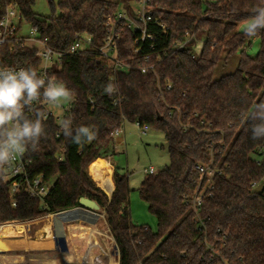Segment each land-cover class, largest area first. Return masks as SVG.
Here are the masks:
<instances>
[{
    "label": "trees",
    "instance_id": "16d2710c",
    "mask_svg": "<svg viewBox=\"0 0 264 264\" xmlns=\"http://www.w3.org/2000/svg\"><path fill=\"white\" fill-rule=\"evenodd\" d=\"M10 4L56 52L78 36L92 39L88 54L63 56L51 76L73 91L63 119L97 135L76 144L53 117L45 119L46 135L24 159L29 178L43 175L52 187L43 202L22 194L12 207L0 181V226L70 211L85 198L103 212L119 264H264V190L254 192V184L264 183V139L251 138L249 120L264 103V30L248 36L240 28L264 0H150L144 40L141 32L120 28L116 57L126 70L115 72L104 70L96 50L109 18L123 12L133 19L134 0H57L45 18L33 12L35 0H0V18ZM252 39L259 41L255 57L246 52ZM196 43H202L199 53ZM221 61H233L232 71L218 74ZM0 65L37 70L39 62L34 50L17 47L0 50ZM109 83L118 88L111 96L104 91ZM123 122L148 126L166 141L169 165L146 175L138 188L156 218L155 232L131 221L127 174L113 165L111 191L88 174L94 161L114 155L112 133ZM197 165L220 174L200 185ZM202 190L195 215L191 202Z\"/></svg>",
    "mask_w": 264,
    "mask_h": 264
},
{
    "label": "built area",
    "instance_id": "2783aa9c",
    "mask_svg": "<svg viewBox=\"0 0 264 264\" xmlns=\"http://www.w3.org/2000/svg\"><path fill=\"white\" fill-rule=\"evenodd\" d=\"M134 5L135 9L133 8V19L127 17L125 13L121 12L114 18H109L105 23L107 35L102 46L96 50L98 60L105 66L104 70L109 69L112 72L117 70H126L125 66H123V64L118 61L116 57L115 42L119 37L120 28L127 27L132 31H139L142 34L141 40H144L145 38L146 24L151 21L153 8L150 6V0H134ZM161 28L164 27L161 26ZM91 45L92 39L90 37L78 36L64 53L54 51L48 46V39H41L37 29L22 21L20 11L15 4L8 5L4 14L0 18V50L7 49L9 52H12L17 47L34 50L35 57L39 62V66L37 68V72L39 74L47 73L51 76L54 68L57 70L59 69L60 60L63 56H77L79 53L88 54L91 50ZM183 46L184 42L178 43L176 47L181 49ZM135 53H137V50H134L133 54ZM13 68L18 70L21 67L18 66ZM147 72V68L141 69L142 74H146ZM113 94H116V92ZM112 101L116 104L115 99ZM72 103L73 100L65 103V106L59 108L50 105H40V107L41 110L45 112V119L53 117L60 125L63 117L69 112ZM50 107L59 109L60 114L56 115L50 110ZM124 124L125 123L123 122L113 131V139L121 135ZM141 129L142 133L145 134L149 130V127L143 126ZM29 164L30 162L25 160L24 154H22L17 156L11 166H5L0 169V181L8 187L9 194L12 197V207L16 206L17 196L22 194L43 202L52 187L51 183L45 182L43 175H37L29 178L27 172ZM196 170L200 174V185L201 180H205V186L210 183L213 176L220 174L218 171L211 170L210 166L197 165ZM145 174L154 175L155 171L152 167H150L145 170ZM254 187L256 188L257 186L254 184ZM202 195L203 190L197 191L195 198L191 202L192 211L195 215H197L198 209L201 205ZM78 208L70 210L69 214L76 212ZM84 211L88 212L86 210ZM88 213L90 215H95L92 214V212ZM63 214L64 212L50 216ZM103 220L105 219L103 218Z\"/></svg>",
    "mask_w": 264,
    "mask_h": 264
},
{
    "label": "clouds",
    "instance_id": "9594fccd",
    "mask_svg": "<svg viewBox=\"0 0 264 264\" xmlns=\"http://www.w3.org/2000/svg\"><path fill=\"white\" fill-rule=\"evenodd\" d=\"M264 30V6L253 9L244 25L248 36ZM117 86L109 83L104 91L113 95ZM74 99L66 83L47 73L39 74L33 67L0 65V169L11 166L17 156L29 148L35 149L46 135L45 112L40 105L57 108ZM253 140L264 139V103L257 104L249 114ZM63 135L73 143L81 144L96 138V131L87 126L73 127L71 118L60 122Z\"/></svg>",
    "mask_w": 264,
    "mask_h": 264
},
{
    "label": "crops",
    "instance_id": "0c3cea01",
    "mask_svg": "<svg viewBox=\"0 0 264 264\" xmlns=\"http://www.w3.org/2000/svg\"><path fill=\"white\" fill-rule=\"evenodd\" d=\"M113 152L115 153L114 146ZM110 159H97L93 162L103 163L104 167H108L104 169L110 170L109 179L112 184L110 187H106L103 180H95L90 174V168L95 167L91 166L93 163L88 167V174L97 186L111 191L113 164ZM78 213L82 216H91L84 210ZM46 217H51V220H45L43 217L27 223H7L21 226L23 229L16 238L0 237V264H119L113 238L102 236V233L110 232L105 220L101 222L106 229L100 231L99 220L72 219L71 214L58 218L57 216L52 218L50 215ZM60 218H64V221ZM41 221H45L43 225L30 231L29 226ZM47 226L50 237L44 232Z\"/></svg>",
    "mask_w": 264,
    "mask_h": 264
},
{
    "label": "rangeland",
    "instance_id": "374dc122",
    "mask_svg": "<svg viewBox=\"0 0 264 264\" xmlns=\"http://www.w3.org/2000/svg\"><path fill=\"white\" fill-rule=\"evenodd\" d=\"M50 2L55 5L57 0H35L33 12L39 17H48L51 14ZM132 8L135 9V5H133ZM245 23L241 24L240 28H244ZM201 47L202 43H196L194 46L195 53H199ZM258 50L259 41L257 39H252L246 50L247 54L255 57ZM233 67V61L227 65L223 64L221 61L218 74L232 71ZM63 106H65V103ZM50 110L56 115L60 114L59 109L50 107ZM112 144L115 153L110 157V160L119 172L127 174L129 179L131 221L134 225L146 226L155 232L157 229L156 218L149 213L146 203L140 199L138 188L146 177L145 170L152 167L155 173H158L169 165L165 138L162 133L152 129H149L144 134L137 124L125 122L121 135L115 138ZM106 191H110V189L107 188ZM70 214L72 219L77 220L94 219L101 222L104 218L101 210L94 213L92 212L96 217L94 215L82 216L78 211ZM53 217L55 216H52V218ZM45 220H51V217H45ZM44 222L45 221H41L38 224L29 226L30 231H33V229L39 225H43ZM103 228L106 229L102 222L98 224V230L102 231L104 230ZM102 236H108L109 239H112L110 232L107 234L102 233Z\"/></svg>",
    "mask_w": 264,
    "mask_h": 264
},
{
    "label": "bare ground",
    "instance_id": "6f19581e",
    "mask_svg": "<svg viewBox=\"0 0 264 264\" xmlns=\"http://www.w3.org/2000/svg\"><path fill=\"white\" fill-rule=\"evenodd\" d=\"M104 170V171H101ZM90 174L93 176L95 180H103L106 184V187H110L112 184L109 179L110 170L108 169H99L97 167L90 168ZM91 177V176H90ZM102 185V184H101ZM60 220L64 221V218H60ZM23 227L21 226H12L11 224H6L0 227V237H7V238H16L22 231ZM44 232L48 233V237L51 236L49 232V226L44 228ZM41 251V250H39Z\"/></svg>",
    "mask_w": 264,
    "mask_h": 264
},
{
    "label": "water",
    "instance_id": "95a60500",
    "mask_svg": "<svg viewBox=\"0 0 264 264\" xmlns=\"http://www.w3.org/2000/svg\"><path fill=\"white\" fill-rule=\"evenodd\" d=\"M263 190H264V183H262L258 187H256L254 192L256 194H261L263 192ZM81 210H86L88 212H93V213L100 211L98 205L95 202L88 200V199H85V198L79 200V208L77 209V211H81ZM69 212L70 211L64 212L63 215L69 214ZM59 216H61V215H58L57 218ZM94 216L96 217V215H94ZM115 249H116V252L118 254L117 247H115Z\"/></svg>",
    "mask_w": 264,
    "mask_h": 264
}]
</instances>
